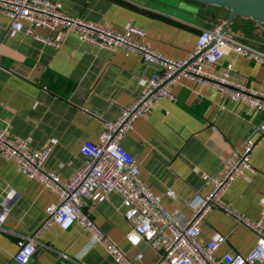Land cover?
Masks as SVG:
<instances>
[{
	"label": "crops",
	"instance_id": "crops-1",
	"mask_svg": "<svg viewBox=\"0 0 264 264\" xmlns=\"http://www.w3.org/2000/svg\"><path fill=\"white\" fill-rule=\"evenodd\" d=\"M54 1L74 16L117 31L142 27L147 32L143 42L173 59L189 55L201 31L215 26L227 27V32L264 50L263 23L237 17L228 24L231 11L216 5L195 4L197 9L191 12L162 0ZM43 37L56 39L59 46ZM229 63L232 81L264 92V65L242 54L230 52L205 69L222 75ZM161 71L136 53L81 41L74 31L52 32L30 24L22 32L10 30L9 17L0 12V130L14 139L30 138L37 150L56 138L46 166L64 179L82 166L83 144L98 141L105 122L116 119L145 91L151 75ZM170 91L173 98L162 97L122 139V146L137 158L147 187L162 197L168 210L190 217L191 201L206 197L212 187L203 175L220 174L224 160L251 137L257 140L251 156L257 174L236 179L222 201L248 220L264 218V136L255 131L262 114L194 78H179ZM168 190L174 193L169 196ZM57 200L55 192L0 154V213L7 212L0 226V264L13 261L20 235L39 233L48 206ZM84 211L133 264H167L162 251L145 242L135 247L127 240L131 223L119 193L87 203ZM93 236L80 223L68 230L53 225L39 233L30 264H121ZM199 239L203 243L221 239L216 256L222 257L249 253L257 236L215 206L201 222Z\"/></svg>",
	"mask_w": 264,
	"mask_h": 264
},
{
	"label": "built area",
	"instance_id": "built-area-1",
	"mask_svg": "<svg viewBox=\"0 0 264 264\" xmlns=\"http://www.w3.org/2000/svg\"><path fill=\"white\" fill-rule=\"evenodd\" d=\"M0 12L10 20V30L22 32L26 25L45 28L52 32L58 29L76 32L81 41L101 48L123 49L136 53L144 62L157 64L161 72L151 75L145 91L120 115L106 121L98 141H86L81 153L82 166L69 179L47 168L46 163L58 140L51 139L50 145L37 150L30 138L14 139L0 130V154L15 161L18 169L30 179L42 183L58 195V200L48 206L46 217L39 233L53 225L63 230L80 223L93 233L95 242L103 243L116 262L133 264L124 253L110 242L96 227L84 211L87 203L101 200L111 192L119 193L126 207L125 217L131 223L127 240L137 247L145 242L162 256L167 264H258L264 261V218L248 220L225 205L222 197L239 177L257 174L251 156L257 140L248 137L238 149L223 162L220 174H204L206 183L212 187L206 197L197 196L191 201L194 209L190 217L168 210L162 197L153 194L147 187L137 158L122 146V139L136 121L148 114L162 97H170L171 86L181 77L194 78L201 85H211L229 99L245 102L257 109L263 118L256 125L259 137L264 136V92L230 79L233 64L229 63L222 75L207 72L206 64L216 65L226 54H242L254 62L264 65V50L243 40L236 34L224 31L221 26L204 28L193 51L184 58L173 59L154 50L143 42L147 32L144 28L130 25L117 31L106 25L88 21L67 12L60 2L54 0H0ZM43 41L59 46L52 37ZM174 192L168 190L170 196ZM221 207L242 221L257 236L255 247L247 254L227 253L216 256L221 239L203 243L200 241L201 222L212 207ZM6 211L0 213V226ZM20 235L18 251L10 263L30 264L38 248V235ZM63 258L68 255L61 253ZM142 253L136 257L142 258Z\"/></svg>",
	"mask_w": 264,
	"mask_h": 264
},
{
	"label": "water",
	"instance_id": "water-1",
	"mask_svg": "<svg viewBox=\"0 0 264 264\" xmlns=\"http://www.w3.org/2000/svg\"><path fill=\"white\" fill-rule=\"evenodd\" d=\"M170 2L180 10L194 11L195 4L216 5L231 11L228 24L237 17L251 18L254 21L264 24V0H162ZM182 11L177 14L183 15ZM227 27L224 28L226 31Z\"/></svg>",
	"mask_w": 264,
	"mask_h": 264
},
{
	"label": "rangeland",
	"instance_id": "rangeland-1",
	"mask_svg": "<svg viewBox=\"0 0 264 264\" xmlns=\"http://www.w3.org/2000/svg\"><path fill=\"white\" fill-rule=\"evenodd\" d=\"M176 1V0H175Z\"/></svg>",
	"mask_w": 264,
	"mask_h": 264
}]
</instances>
